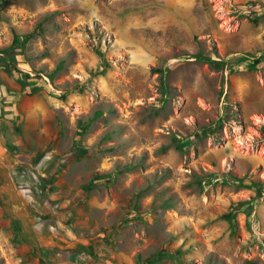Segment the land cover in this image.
I'll return each instance as SVG.
<instances>
[{"label": "rangeland", "instance_id": "rangeland-1", "mask_svg": "<svg viewBox=\"0 0 264 264\" xmlns=\"http://www.w3.org/2000/svg\"><path fill=\"white\" fill-rule=\"evenodd\" d=\"M263 51L264 0H0V264H264Z\"/></svg>", "mask_w": 264, "mask_h": 264}, {"label": "trees", "instance_id": "trees-1", "mask_svg": "<svg viewBox=\"0 0 264 264\" xmlns=\"http://www.w3.org/2000/svg\"><path fill=\"white\" fill-rule=\"evenodd\" d=\"M99 55H101L100 53H99ZM260 62H264V51L255 59V61H254V65L253 66H255V65H257V64H259ZM160 81H161V87H162V90L164 91V92H166V90H167V88H166V84H165V78H164V75H163V72L162 71H160ZM233 215H234V211L232 212H228V213H226L225 215H223V218L227 221V222H231V220H232V217H233Z\"/></svg>", "mask_w": 264, "mask_h": 264}]
</instances>
